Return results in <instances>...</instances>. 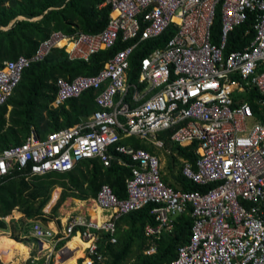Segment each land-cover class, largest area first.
Listing matches in <instances>:
<instances>
[{"label": "built area", "instance_id": "built-area-1", "mask_svg": "<svg viewBox=\"0 0 264 264\" xmlns=\"http://www.w3.org/2000/svg\"><path fill=\"white\" fill-rule=\"evenodd\" d=\"M106 4L109 16L98 32L53 30L31 57L3 62L0 106L22 71L52 48L87 61L95 52L124 44L96 74L56 79L51 107L92 89L97 108L44 138L31 128L24 142L0 151V176L17 168L31 181L69 171L84 158L97 157L108 166L112 161L128 165L126 157L132 161L126 196L118 198L102 184L94 196L79 200L82 210L64 221L56 223L44 213L29 220L20 237L32 238L35 249L15 264H66L78 249L82 255L74 264L103 262L106 246L117 242V221L149 204L156 224L143 226L144 254L155 252L154 240L171 231L176 217L190 206V237L169 264H264V0H104ZM249 13L255 14L250 40L226 53L230 32ZM217 14L220 34L213 42ZM165 31H171L169 38L141 58L137 80L129 83L133 51ZM167 131L165 139L173 144H195L194 161L179 158L176 166L194 183L212 184L208 190H176L162 180L170 150L160 133ZM128 137L152 150L120 143ZM90 208L100 210L101 221ZM75 237L85 246L70 247Z\"/></svg>", "mask_w": 264, "mask_h": 264}, {"label": "trees", "instance_id": "trees-1", "mask_svg": "<svg viewBox=\"0 0 264 264\" xmlns=\"http://www.w3.org/2000/svg\"><path fill=\"white\" fill-rule=\"evenodd\" d=\"M104 0H0V67L6 60L19 55L31 57L39 43L51 31L60 30L66 34L77 31L89 33L101 30L108 19L110 6L102 5ZM255 14L249 13L247 19L230 32L225 52L240 48L252 36V25ZM250 29L249 36H243ZM171 31L161 36L146 40L133 51L129 58L128 82L137 80L140 60L151 49L162 46L169 38ZM220 34V15H216L212 26V41L216 42ZM124 47L118 42L115 46L93 53L89 60L69 59L62 48H52L43 59L33 61L21 74V79L14 88L6 103L0 106V151L9 146L18 145L34 128L40 138L45 134L79 122L85 115L96 108L95 92L92 89L83 91L77 97L68 98L64 104L53 108L50 102L54 98L58 77L71 79L77 75L96 74L103 63L114 53ZM132 88L128 90L130 94ZM252 97V94H251ZM165 146L170 153L166 154V169L161 178L169 186L183 191H205L212 184L202 186L182 175L179 158L194 161L191 146L173 144L165 134ZM120 143H132L135 147L152 150V145L141 143L138 139L123 138ZM174 153V154H173ZM121 165L112 161L104 166L97 157H88L78 162L75 167L65 172H49L34 176L26 181L19 169L0 176V217H5L17 208L26 219H34L51 208L55 212L60 203L67 197L85 199L94 196L102 184H108L118 198L126 196L125 178L131 173L132 161ZM176 168V170H175ZM61 187L51 196L54 188ZM51 197V198H50ZM50 199V200H49ZM151 204L123 215L117 221V242L106 246V259L96 264H169L176 256L177 247L188 241L191 233L192 208L176 217L171 231L163 232L154 240L155 252L147 255L142 252L147 243L143 234L146 223L156 224L150 214ZM3 227L7 223L0 219ZM12 238L20 241V225L13 221ZM21 229V228H20ZM20 258V256H16Z\"/></svg>", "mask_w": 264, "mask_h": 264}, {"label": "crops", "instance_id": "crops-1", "mask_svg": "<svg viewBox=\"0 0 264 264\" xmlns=\"http://www.w3.org/2000/svg\"><path fill=\"white\" fill-rule=\"evenodd\" d=\"M57 189L59 190V194H61L62 192V188L61 187H56L53 189L52 193L55 191H57ZM54 192V193H55ZM51 193V195H52ZM54 195V194H53ZM51 198V197H50ZM50 200V199H49ZM69 200V201H68ZM80 199H76L74 197H70V196H67L59 205V207L57 208V210L55 212H52L51 213L49 212L51 210V208L55 205V203L58 201H54L47 210H45L43 208L42 210V213L44 214H47L48 217H50L51 219H54L56 221V223L59 222V220H62L64 221L65 218H67L69 216L70 213L74 212V211H77V210H82V207L80 206V202H79ZM75 201V202H74ZM76 205V206H75ZM67 206V207H66ZM15 210H18L17 208L13 209L12 212H14ZM91 213L97 217H100L102 216L100 211L97 212L96 209H93V210H90ZM41 213V214H42ZM14 214V213H13ZM6 217H12V213L7 215ZM16 217V219L20 218V217H24L23 213L18 211V215L17 216H14ZM29 220L31 219H26L25 218V221L28 222ZM21 238V237H20ZM19 242H25V244L29 247V252H32L34 249H35V243H34V240L32 238H28V239H22L19 241ZM26 252H28L27 249H25ZM19 255H21L20 251L18 253ZM23 258V257H22Z\"/></svg>", "mask_w": 264, "mask_h": 264}, {"label": "rangeland", "instance_id": "rangeland-1", "mask_svg": "<svg viewBox=\"0 0 264 264\" xmlns=\"http://www.w3.org/2000/svg\"><path fill=\"white\" fill-rule=\"evenodd\" d=\"M175 170H176V168H175ZM162 171L164 173L167 172L166 164L162 168ZM54 192L52 193V195L55 194ZM90 210H92V209L90 208ZM18 211L19 210H15L14 212H12V217H10V218L8 217V219H5V220L3 219L5 221V223H7V226H4L3 227L2 222H0V236H6V237H8V239H7V245L4 246V247H0V263H2V261L3 262H10V261H12L11 258L15 259V261H17L18 259H20V258H18L16 256H20L18 254L19 253V244L20 243H23V242L16 241V240H14L11 237L12 236V232H13V227H12L13 226V221H14V223H17V224L20 225V228L21 229L18 228L20 230V232L22 231V229L25 226V224H27L28 222L25 221V217H20L18 219H16V217H14V216H17L18 215ZM49 212L51 213V210ZM23 244H25V242Z\"/></svg>", "mask_w": 264, "mask_h": 264}, {"label": "bare ground", "instance_id": "bare-ground-1", "mask_svg": "<svg viewBox=\"0 0 264 264\" xmlns=\"http://www.w3.org/2000/svg\"><path fill=\"white\" fill-rule=\"evenodd\" d=\"M68 201H69V200H68ZM74 202H75V201H74ZM75 206H76V205H75ZM66 207H67V206H66ZM95 209H96L97 212L100 211L98 208H95ZM93 216H94V217H97V216H95V215H93ZM97 218H98L99 221L102 220V216L97 217ZM7 239H8V237H6V236H0V247H4V246L7 245ZM69 246H70V247H75V246L83 247V246H85V244H84L83 242H81L78 238L75 237V238H73V239L69 242ZM25 249L28 250L29 247H28L26 244L20 243V244H19V251H20V253H21L20 258H22V257L24 258V257H26V255L28 254L29 250H28V252H26ZM81 255H82V250H81V249H78V250L76 251L75 256L69 258V259L67 260L66 264H74L75 261H76V258H77V257H80ZM11 260L13 261L12 264H15V262L19 261V259H18L17 261H15V259H13V258H11Z\"/></svg>", "mask_w": 264, "mask_h": 264}]
</instances>
